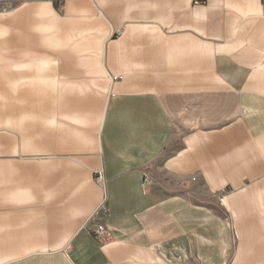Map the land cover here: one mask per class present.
Masks as SVG:
<instances>
[{
  "label": "crops",
  "instance_id": "crops-1",
  "mask_svg": "<svg viewBox=\"0 0 264 264\" xmlns=\"http://www.w3.org/2000/svg\"><path fill=\"white\" fill-rule=\"evenodd\" d=\"M21 1L0 11V264H264L262 0Z\"/></svg>",
  "mask_w": 264,
  "mask_h": 264
},
{
  "label": "built area",
  "instance_id": "built-area-1",
  "mask_svg": "<svg viewBox=\"0 0 264 264\" xmlns=\"http://www.w3.org/2000/svg\"><path fill=\"white\" fill-rule=\"evenodd\" d=\"M262 4H263V10H264V0H262ZM118 78L119 77H117V76L112 77L113 80H116ZM95 179L99 185L104 184L105 178H104V175L102 173V170L98 171ZM148 183H149V178L145 177L144 182H143V186L148 185ZM98 211L102 212V213H105L107 211V208H106V205L104 202H102L100 204V206L98 207ZM90 231L97 238H104V237H107L109 235L108 230L106 229V227L103 224H95L93 227H91Z\"/></svg>",
  "mask_w": 264,
  "mask_h": 264
},
{
  "label": "rangeland",
  "instance_id": "rangeland-1",
  "mask_svg": "<svg viewBox=\"0 0 264 264\" xmlns=\"http://www.w3.org/2000/svg\"><path fill=\"white\" fill-rule=\"evenodd\" d=\"M20 2H22L21 0H7V1H0V11H5V10H12L14 8L15 5L19 4ZM24 2V1H23ZM155 179H156V184L157 186H161V185H171V184H182V182H180L179 180L176 181L175 179H171L167 176H163L162 173H160L159 171L155 173ZM180 182V183H179Z\"/></svg>",
  "mask_w": 264,
  "mask_h": 264
}]
</instances>
